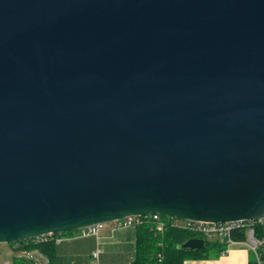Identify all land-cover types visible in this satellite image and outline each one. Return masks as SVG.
<instances>
[{
  "label": "water",
  "instance_id": "water-1",
  "mask_svg": "<svg viewBox=\"0 0 264 264\" xmlns=\"http://www.w3.org/2000/svg\"><path fill=\"white\" fill-rule=\"evenodd\" d=\"M148 213L264 218V0H0V243Z\"/></svg>",
  "mask_w": 264,
  "mask_h": 264
},
{
  "label": "trees",
  "instance_id": "trees-1",
  "mask_svg": "<svg viewBox=\"0 0 264 264\" xmlns=\"http://www.w3.org/2000/svg\"><path fill=\"white\" fill-rule=\"evenodd\" d=\"M167 219L164 231L156 229L152 220H145L138 224L137 252L134 264H184L186 259H204L221 255L228 244L219 236L207 237L198 232L188 230L178 224H173L175 217L163 214ZM256 233L264 237V223L255 224ZM74 231V230H73ZM55 232L41 237H32L18 242L9 243L17 252L37 251L40 256L15 254L11 264H56V240L58 235L73 232ZM235 239H243L244 231H235ZM192 237L205 238V244L198 249H183V242ZM161 254V256H160ZM46 259L41 263L42 258ZM252 264H255L253 262Z\"/></svg>",
  "mask_w": 264,
  "mask_h": 264
},
{
  "label": "crops",
  "instance_id": "crops-1",
  "mask_svg": "<svg viewBox=\"0 0 264 264\" xmlns=\"http://www.w3.org/2000/svg\"><path fill=\"white\" fill-rule=\"evenodd\" d=\"M106 222L98 235H83L74 230L58 235L56 240V264H134L137 252L138 226H115ZM228 244V243H227ZM100 248L98 259L93 252ZM20 255L40 256L37 251L18 252ZM45 262L44 257L40 258ZM255 254L244 243L228 244L225 252L204 259H186L184 264H252Z\"/></svg>",
  "mask_w": 264,
  "mask_h": 264
},
{
  "label": "built area",
  "instance_id": "built-area-1",
  "mask_svg": "<svg viewBox=\"0 0 264 264\" xmlns=\"http://www.w3.org/2000/svg\"><path fill=\"white\" fill-rule=\"evenodd\" d=\"M152 220L156 229L160 232L164 231L167 225V219L161 213H148L139 215H130L121 219L114 220L115 226H130L138 225L145 220ZM262 222L264 218L250 219V220H237V221H223V222H210V221H197L191 219H182L175 217L173 224H178L188 230L198 232L207 237L219 236L230 244L244 243L255 254V264H264V237L260 238L255 229V224ZM106 222H98L87 227L82 228L83 235H98L105 226ZM235 231H244L243 239H235L233 233ZM101 249L98 248L93 252V257L98 259ZM161 256V254H160ZM5 264H11L6 262Z\"/></svg>",
  "mask_w": 264,
  "mask_h": 264
},
{
  "label": "rangeland",
  "instance_id": "rangeland-1",
  "mask_svg": "<svg viewBox=\"0 0 264 264\" xmlns=\"http://www.w3.org/2000/svg\"><path fill=\"white\" fill-rule=\"evenodd\" d=\"M17 253L9 243H0V264H5L8 261L11 262L13 256Z\"/></svg>",
  "mask_w": 264,
  "mask_h": 264
}]
</instances>
